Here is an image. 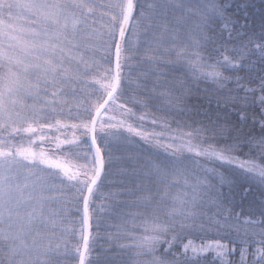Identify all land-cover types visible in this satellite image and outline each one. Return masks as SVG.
<instances>
[{"label":"snow or ice","instance_id":"6c2138e0","mask_svg":"<svg viewBox=\"0 0 264 264\" xmlns=\"http://www.w3.org/2000/svg\"><path fill=\"white\" fill-rule=\"evenodd\" d=\"M231 8L0 0V264H264V202L227 207L264 195V9Z\"/></svg>","mask_w":264,"mask_h":264},{"label":"trees","instance_id":"16d2710c","mask_svg":"<svg viewBox=\"0 0 264 264\" xmlns=\"http://www.w3.org/2000/svg\"><path fill=\"white\" fill-rule=\"evenodd\" d=\"M229 3L232 4V8L230 9V11L233 14L232 16L233 19L239 18V22L243 24L244 16L245 14H247V18L249 21V27H256L257 31L259 30L261 12H262V9H264V0H229ZM238 4H248L249 7L238 10L237 9ZM165 71H167V69H165ZM257 71H259V66H257ZM176 74L179 75L180 73H176ZM244 74L245 73L243 72L239 73V75H242V76ZM205 87H211V85L210 84L206 85L202 82L200 84V88L204 89ZM192 101L193 102L195 101V97L192 98ZM204 107H207V104H205ZM55 118H59V117H55ZM231 119L235 121L236 116L234 113L232 114ZM250 125H251V121H249L248 126H245V131L249 129ZM47 135L49 136L61 135V138H63L61 133H47ZM68 135L69 137H71L72 135L71 132H69ZM76 135L80 136V133L78 132L76 133ZM33 139L35 140V144L31 145V147H33V149L36 151H39L41 148L47 151L50 147L51 148L55 147L54 144H49L47 141L42 143L39 140V134L36 137H33ZM24 143L27 146V141H25ZM244 152H247V148L244 149ZM217 169L219 172L223 173L226 177L237 179L238 183L240 182L239 174L237 172L232 171V166L226 165L224 167H220L219 164H217ZM246 187H248V184L244 183L243 188H246ZM243 188L236 187L234 189L235 195L231 197L232 203L230 205H227V207L231 209L233 215L237 213H243V215L241 216V220L244 217L249 216L250 213L253 214L252 218L260 219L259 211H260L261 203L264 202V195H262L261 192L255 187H253V190L248 193H244ZM222 190L225 193L228 192L227 187H225ZM96 203L98 204L99 201H96ZM81 208H82V205H81ZM77 215L78 214L75 212L72 213L73 218H75ZM99 219L101 220L99 228L95 227V220L93 221V233L94 234H96L97 232L99 233V239L96 241V248L98 251L101 250V247L103 249H107L109 247L108 243H106V238H107V234L110 231H114V229H112L110 225H112L115 222V219L113 217H110L107 214H101L99 216ZM95 255H96V252L94 251L92 253V256L95 257ZM106 255L112 258V260L114 261V264H122V261H126L128 259L127 256H119L115 252H109V253H106Z\"/></svg>","mask_w":264,"mask_h":264},{"label":"rangeland","instance_id":"374dc122","mask_svg":"<svg viewBox=\"0 0 264 264\" xmlns=\"http://www.w3.org/2000/svg\"><path fill=\"white\" fill-rule=\"evenodd\" d=\"M244 219V218H243ZM242 219V220H243ZM255 219V218H254ZM199 241H197V243H198ZM234 259H238L239 258V255H238V253H237V255L235 256V257H233Z\"/></svg>","mask_w":264,"mask_h":264},{"label":"water","instance_id":"95a60500","mask_svg":"<svg viewBox=\"0 0 264 264\" xmlns=\"http://www.w3.org/2000/svg\"><path fill=\"white\" fill-rule=\"evenodd\" d=\"M90 141V140H89Z\"/></svg>","mask_w":264,"mask_h":264}]
</instances>
